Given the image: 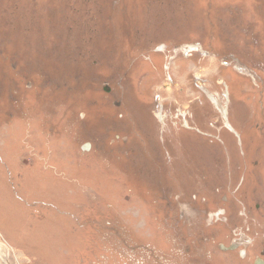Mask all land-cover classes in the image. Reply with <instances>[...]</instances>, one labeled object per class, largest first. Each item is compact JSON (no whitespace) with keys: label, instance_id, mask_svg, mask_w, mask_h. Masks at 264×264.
Listing matches in <instances>:
<instances>
[{"label":"rangeland","instance_id":"374dc122","mask_svg":"<svg viewBox=\"0 0 264 264\" xmlns=\"http://www.w3.org/2000/svg\"><path fill=\"white\" fill-rule=\"evenodd\" d=\"M0 240V264L264 260V0H0Z\"/></svg>","mask_w":264,"mask_h":264},{"label":"bare ground","instance_id":"6f19581e","mask_svg":"<svg viewBox=\"0 0 264 264\" xmlns=\"http://www.w3.org/2000/svg\"><path fill=\"white\" fill-rule=\"evenodd\" d=\"M4 247H5V249L6 250H10L9 248V246H6L5 244H4V241L2 242V240H0V258H2V252L4 251ZM15 252V251H14ZM6 258V257H5ZM4 259V258H3Z\"/></svg>","mask_w":264,"mask_h":264},{"label":"water","instance_id":"95a60500","mask_svg":"<svg viewBox=\"0 0 264 264\" xmlns=\"http://www.w3.org/2000/svg\"><path fill=\"white\" fill-rule=\"evenodd\" d=\"M86 150L88 149V147L87 148H85ZM256 264H264V262H262V261H258Z\"/></svg>","mask_w":264,"mask_h":264},{"label":"flooded vegetation","instance_id":"af4514ba","mask_svg":"<svg viewBox=\"0 0 264 264\" xmlns=\"http://www.w3.org/2000/svg\"><path fill=\"white\" fill-rule=\"evenodd\" d=\"M258 261H262V262H264V260H261V259L257 260V262H258ZM257 262H256V263H257Z\"/></svg>","mask_w":264,"mask_h":264}]
</instances>
